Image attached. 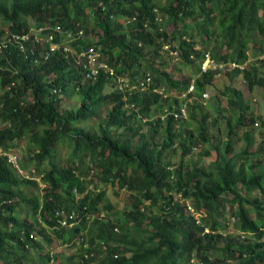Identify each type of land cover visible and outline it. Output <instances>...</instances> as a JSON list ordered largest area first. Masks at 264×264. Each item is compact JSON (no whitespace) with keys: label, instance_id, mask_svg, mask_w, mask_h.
<instances>
[{"label":"trees","instance_id":"obj_1","mask_svg":"<svg viewBox=\"0 0 264 264\" xmlns=\"http://www.w3.org/2000/svg\"><path fill=\"white\" fill-rule=\"evenodd\" d=\"M29 18L83 31L70 43L73 49L99 47L118 76L137 84L151 75V88L163 93L131 95L105 72L87 81L61 51L36 65L17 48L0 50V120L11 123L0 128V147L10 151L16 141L25 142L27 164L34 162L44 184L38 188L19 172L24 162L17 169L0 155V264H32L27 246L40 252L41 242L53 247L51 232L62 243L77 240L69 260L80 264H264V139L251 150L257 107L237 88L223 92L239 114L228 121L222 150L210 135L219 118L210 124L201 101L222 75H242L251 92L264 88V59H257L264 54V0H0V27L27 33ZM4 34L1 29L0 38ZM56 35L60 42L63 36ZM208 52L218 64L242 68L203 71ZM161 65H175L181 74L174 77ZM109 85L116 88L105 93ZM73 93L80 94V106L62 108ZM183 94L197 99L186 119H177L171 112L181 113ZM188 120L195 127L187 128ZM239 133L246 144L230 155ZM179 151L176 164L171 155ZM195 151L201 157L186 165ZM93 182L127 191L131 205L123 219L103 213L110 208L106 191L90 190ZM34 187L41 196L29 194ZM60 210L76 212L78 224L61 227ZM31 233L42 241L31 240ZM41 257L45 264L53 258L49 252Z\"/></svg>","mask_w":264,"mask_h":264},{"label":"rangeland","instance_id":"obj_2","mask_svg":"<svg viewBox=\"0 0 264 264\" xmlns=\"http://www.w3.org/2000/svg\"><path fill=\"white\" fill-rule=\"evenodd\" d=\"M1 22V21H0ZM1 24V23H0ZM2 27V28H1ZM0 27L1 29H4L5 31L9 30V27L6 23L2 24ZM200 43H202L200 41ZM214 42H212V46H213ZM249 54H253L251 51ZM251 59H253V55H250ZM261 58L264 59V54L262 55H258L257 59ZM176 63V62H175ZM163 70H167L168 72H170L174 77H177L181 74L180 69L174 66H163L161 65ZM185 73H192L191 69L189 68H185L183 70ZM190 75V74H189ZM228 87H232V88H237L239 90H241L243 92L244 95V99L247 102V104H251V107L255 110L257 107V113L255 112V114H257V124L254 125V133H255V143L252 145L251 150H255L258 148V146L261 144L262 140L264 139V127H262V123L261 120L264 119V88L261 87H255L254 90L251 92L248 90L246 83L244 82V79L242 77V75L238 76L236 79L231 80L230 77L228 76H219L218 79H216V81L214 82V85L209 87L207 90V94L205 95V100L201 99L202 104L205 106L207 105V112L211 115L209 118V123L213 124V120L215 119V117H218V123L214 126H212L211 130H210V135L212 137H216V145L220 146V148L222 150H224L225 148V144L228 141V130H229V123L228 121L232 120V122L234 121L235 116L233 115H238V110L233 109L231 107H229L227 105V98L228 96H225L223 94L224 91H226V89ZM116 87L113 85H109L106 89H105V93H110L112 92ZM1 92V91H0ZM170 96H175V92L168 93ZM231 95V94H230ZM80 94L78 93H73L70 95H67L64 97V102L62 104V108L64 109H73V108H77L80 106ZM197 98H191L190 100L187 101H183L182 99H180V104L182 106H184V108H188L190 107V105L194 104L195 100ZM173 104V103H172ZM185 104V105H184ZM175 105H173L174 107ZM168 108V104L165 105L164 109ZM223 110V115H220V111ZM250 108H249V112H250ZM248 112V113H249ZM161 112L158 111L157 114L159 115ZM224 116H226L224 118ZM186 127L192 129L193 127H195V124L193 122H191L190 120H188L186 122ZM240 138L237 142V144L235 145V147L232 150V153L230 155L236 154L237 152H239L241 150V147L245 146V139L243 137H241L242 133H239ZM15 147L13 148V150L15 152V154L17 153V157L19 162L22 161L24 162V167L21 166L19 172L21 174H23V176H25L26 178H31L32 180L37 182V187L38 188H43L44 184L41 182V176L36 175L37 170L34 166V162H32L31 164H27L26 161L27 157L26 154L23 152V149H25L26 144L25 142H20V141H16L15 142ZM21 146V147H20ZM200 147L202 145H199ZM23 147V148H22ZM205 147V146H204ZM67 153V149L66 147H60L59 148V156L60 157H65V154ZM212 156L216 155V151L212 152ZM168 157L170 158V154H167ZM167 157V158H168ZM201 157L200 154H198V151H195V153H193L192 155H189L185 158V164L186 165H193L194 162H196L199 158ZM262 157L264 158V155H262ZM171 160H173L176 164L180 162L181 160V152L179 151L176 155L173 154L171 155ZM204 163L205 161L207 162L206 164L211 162V158L209 159H203ZM203 163V161H202ZM21 164V162H20ZM29 171V172H28ZM31 172L33 173L31 175ZM94 173H92L89 177L90 180L93 178ZM90 190H104L106 191V200L105 203L108 205H110L109 209H105L103 208V213L107 216H109L112 219L115 220H119L120 218H124V211L126 210L127 207H129L131 205V201L129 198V194L127 193L126 190L124 189H120V187L118 185L116 186H104L101 185L97 182H93L92 184H90L89 186ZM29 194H31L32 196H41L40 195V191L38 189L31 188L29 190ZM80 197H77V200ZM19 213L18 215L21 218H30L31 220H33L32 218V214L30 213H24L22 211H20L18 209ZM155 212L159 211V208H155L154 209ZM50 236H52L54 238V242L55 245L49 246L47 243L45 242H41V245H43L44 249H43V254H46L47 252L49 253H53V255H55V262H58V264H80L79 258H74V260H72V262H70L69 258L75 254L76 252V248L79 247L77 245V240H75L74 244H71L69 242H64L62 243V239H58L56 237V235L51 232V234H49ZM56 239V240H55ZM30 253L33 255H36L37 252L34 249H30ZM57 260V261H56ZM36 264H45L42 263L40 261H36Z\"/></svg>","mask_w":264,"mask_h":264},{"label":"built area","instance_id":"obj_3","mask_svg":"<svg viewBox=\"0 0 264 264\" xmlns=\"http://www.w3.org/2000/svg\"><path fill=\"white\" fill-rule=\"evenodd\" d=\"M29 23L30 29L27 33H10V35L5 38L3 47H6L7 45L15 46L25 55L26 58L35 57V64L38 65L47 62L53 54L61 51L67 57H73L76 65L82 67L84 79L87 81L95 80L101 72H105L111 77L115 78L116 87L120 88L121 90L123 89L124 91L130 92L131 95L135 90H139V92L141 93L148 92L149 90H152L154 91V93L158 94L163 93L160 89L151 88V84L153 81L151 75H147L144 79H138L139 83L137 84L131 83L129 78L127 77L118 76L116 74V69L108 63L106 58L102 56L99 47L91 46L87 49H73V47L70 46V43L74 39L83 36V31L74 33L72 31H65L60 26L51 27L50 25H38L37 22L32 18L29 20ZM56 33L63 36V39H61L60 42H56ZM172 54L176 56V61H178L179 53L172 52ZM236 67L242 68V65L233 62H231L230 64L216 63L213 60L210 52L206 53L205 59L201 62V68L203 71H207L209 68H213L215 70H225L227 68L234 69ZM190 89L192 90L193 87H191ZM206 94L207 92L204 94V97ZM180 99H182L183 101H187V94L181 95L179 97V100ZM203 100H205V98H203ZM181 104L179 102L181 113L172 111L171 114H174L175 118L177 119H186L187 111L186 108H184V106H182ZM130 107L133 108L134 105H130ZM165 116H167V114L163 115L162 118H164ZM6 125L10 126L11 124L7 121H0V126ZM8 161L17 166V155L9 154ZM56 216L58 217L59 225L63 228L69 229L78 224V221H76L77 214L74 211L69 215L65 211L60 210L56 212Z\"/></svg>","mask_w":264,"mask_h":264},{"label":"clouds","instance_id":"obj_4","mask_svg":"<svg viewBox=\"0 0 264 264\" xmlns=\"http://www.w3.org/2000/svg\"><path fill=\"white\" fill-rule=\"evenodd\" d=\"M30 19V18H29ZM10 33H16V32H12V31H10V30H7V31H5V34L4 35H2V37L0 38V50L1 49H4V48H8V47H11V48H15L16 49V47L15 46H13V45H7L6 47H3V42L5 41V38L7 37V36H9L10 35ZM58 36V35H57ZM17 50V49H16ZM19 50V49H18ZM19 52L20 53H22L20 50H19ZM23 54V53H22ZM24 55V54H23ZM37 55V54H36ZM24 58L25 59H28V60H31L34 64H35V61H34V59H35V57H30V58H26L25 57V55H24ZM261 59V58H260ZM50 60V59H49ZM48 60V61H49ZM47 61V62H48ZM46 63V62H45ZM45 63H41V64H45ZM36 65H38V64H36ZM40 65V64H39ZM77 90V89H76ZM3 91H1V93H2ZM1 122H6V121H3V120H0ZM7 122H9V121H7ZM10 123V122H9ZM11 124V123H10ZM7 126V125H6ZM6 126H0V128H2V127H6ZM11 126V125H10ZM15 152H16V150L14 151L13 149H10V151H3L2 150V148L0 147V155H3V156H5V157H7V161H8V155L9 154H15ZM16 155H18L17 153H16ZM8 163H10L9 161H8ZM13 167H15V168H20V162H19V160L17 161V166H15V165H13L12 163H10ZM57 217V216H56ZM58 218V217H57ZM31 220V219H30ZM33 221V220H32ZM68 229V228H67ZM70 229V228H69ZM29 238L31 239V240H35V242H40V241H42V238L40 237V236H38L37 234H34V233H31L30 235H29ZM27 248H29V254H30V257L27 259V261L28 262H30V263H32V264H36V261H40V262H42L41 261V259H42V257H41V255L42 256H44V254H43V251L42 252H40V251H38V250H36V252H37V254L36 255H33V254H31L30 253V247L29 246H27ZM31 249H34V248H31ZM35 250V249H34ZM50 256L51 257H53L52 258V260H50L48 263H46V264H55V255H53V253L51 252L50 253ZM24 261H26V260H24ZM43 263V262H42ZM198 264H203V262H201V261H199L198 262Z\"/></svg>","mask_w":264,"mask_h":264}]
</instances>
